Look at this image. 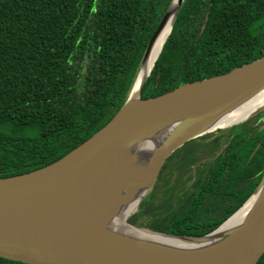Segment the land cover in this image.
<instances>
[{
    "label": "trees",
    "instance_id": "trees-1",
    "mask_svg": "<svg viewBox=\"0 0 264 264\" xmlns=\"http://www.w3.org/2000/svg\"><path fill=\"white\" fill-rule=\"evenodd\" d=\"M170 1L0 0V177L58 159L121 107ZM262 55L264 0H182L142 95L222 74ZM249 128V144L235 140L224 146L233 157L230 170L238 171L241 155L252 154L259 138V166L254 169L251 158L252 183L242 195L232 197L238 190L227 184L195 182L191 191L157 203L147 197L128 221L190 235L218 226L243 204L263 172L264 124ZM188 142L195 143L177 149H187L179 165L192 162L183 147ZM0 264L29 263L0 256ZM256 264H264V252Z\"/></svg>",
    "mask_w": 264,
    "mask_h": 264
},
{
    "label": "water",
    "instance_id": "water-1",
    "mask_svg": "<svg viewBox=\"0 0 264 264\" xmlns=\"http://www.w3.org/2000/svg\"><path fill=\"white\" fill-rule=\"evenodd\" d=\"M171 2L121 107L58 159L0 177V256L29 264L257 263L264 252V168L243 204L206 233L173 234L128 221L177 148L264 111L263 105L244 119L219 125L230 112L264 93V55L222 74L142 95L154 60L134 93L140 67ZM181 2L177 0L173 20ZM251 197L246 209L225 225ZM122 214L128 225L145 233L119 229Z\"/></svg>",
    "mask_w": 264,
    "mask_h": 264
},
{
    "label": "flooded vegetation",
    "instance_id": "flooded-vegetation-1",
    "mask_svg": "<svg viewBox=\"0 0 264 264\" xmlns=\"http://www.w3.org/2000/svg\"><path fill=\"white\" fill-rule=\"evenodd\" d=\"M260 115V116H259ZM261 121V122H258ZM253 124H264V116L261 112L252 115L245 120L231 125L227 128H218L211 132L193 138L192 145V167H189L192 177V189L195 182L205 181L207 187H223L227 184L234 190H238L234 196L243 194L245 187L251 186V158H253V167L258 169L259 166V138L254 139L253 153H244L239 160L240 169L231 171V156L225 154L227 141L244 140L248 142L250 134V126ZM244 131L243 135H239L238 129ZM246 132V134H245ZM199 137H203L199 139ZM249 144V142H248ZM252 156V157H251Z\"/></svg>",
    "mask_w": 264,
    "mask_h": 264
},
{
    "label": "bare ground",
    "instance_id": "bare-ground-1",
    "mask_svg": "<svg viewBox=\"0 0 264 264\" xmlns=\"http://www.w3.org/2000/svg\"><path fill=\"white\" fill-rule=\"evenodd\" d=\"M176 5H177V0H172L170 7H169V10L167 12L165 21H164L162 27L159 29V31L155 37L154 43L151 46V48L149 49L147 56H146L145 60L143 61L142 65L140 67L138 77H137V79L134 83V86H133L134 93L137 91L140 81L144 78V76L147 74L150 67L152 66L153 61L155 60L156 56L158 55V53L161 49V46H162L166 36L168 35L169 31H170V27H171V23L173 20V14H174V10L176 8ZM263 105H264V93H262L259 96L251 99L246 104H244V105L238 107L237 109H235L234 111L230 112L220 122L219 125L224 126V125L231 124L233 122H237L238 120L244 119L251 112L262 107ZM252 199H253V197H251L246 202V204L225 223V225H227L230 222H232L233 220H235L246 209V207L249 205V203L252 201ZM124 217H125V214H122L119 217V222H118L119 229H121L123 232L129 233V234H140V232H143L140 229H137L131 225H128V223L123 220ZM143 233H145V232H143ZM146 234H150V233L147 232Z\"/></svg>",
    "mask_w": 264,
    "mask_h": 264
},
{
    "label": "rangeland",
    "instance_id": "rangeland-1",
    "mask_svg": "<svg viewBox=\"0 0 264 264\" xmlns=\"http://www.w3.org/2000/svg\"><path fill=\"white\" fill-rule=\"evenodd\" d=\"M183 147H188V150L190 151V156H192V142H188ZM177 149L175 151H177ZM175 151L173 152V156L169 160L165 161V167L163 171L158 174V177L153 185L151 192L145 197V199L147 197H152V201L157 203L170 194L176 195L177 192L183 189H187L188 191L192 190V177L191 172L189 170V167H192V162L187 161L182 165L178 164L184 159V155L186 153L185 151H187V149L183 148L177 152ZM145 207L146 206L141 207L140 211L144 210ZM143 222H145V219Z\"/></svg>",
    "mask_w": 264,
    "mask_h": 264
}]
</instances>
